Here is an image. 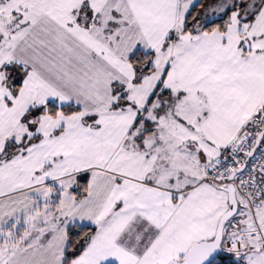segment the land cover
<instances>
[{"label":"snow or ice","instance_id":"6c2138e0","mask_svg":"<svg viewBox=\"0 0 264 264\" xmlns=\"http://www.w3.org/2000/svg\"><path fill=\"white\" fill-rule=\"evenodd\" d=\"M0 264H264V0H0Z\"/></svg>","mask_w":264,"mask_h":264}]
</instances>
